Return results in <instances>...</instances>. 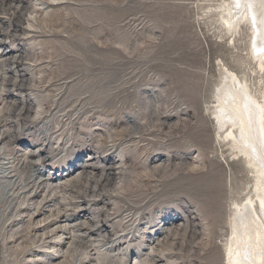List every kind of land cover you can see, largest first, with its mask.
<instances>
[{"label": "rangeland", "instance_id": "1", "mask_svg": "<svg viewBox=\"0 0 264 264\" xmlns=\"http://www.w3.org/2000/svg\"><path fill=\"white\" fill-rule=\"evenodd\" d=\"M23 1L11 17L1 14L0 55L24 51L26 82L8 99L24 109L8 121L17 138L0 127V146L11 159L14 141L33 148L29 161L59 175L90 154L97 178L58 198L61 219L65 208L79 216L74 247L68 238L62 254L48 255L54 239L44 233L60 218L28 228V213L6 215L0 264H225L232 209L255 193V178L206 108L219 64L259 88L248 26L233 41L217 10L226 0ZM106 168L112 176L100 181ZM28 170L15 174L24 180Z\"/></svg>", "mask_w": 264, "mask_h": 264}, {"label": "bare ground", "instance_id": "2", "mask_svg": "<svg viewBox=\"0 0 264 264\" xmlns=\"http://www.w3.org/2000/svg\"><path fill=\"white\" fill-rule=\"evenodd\" d=\"M22 2L24 1L0 0V36L7 31L8 25V21L1 14H8L11 17ZM217 10L220 14L219 21L231 34L233 41L241 34L244 26H248L251 31L250 55L257 68L255 72L262 73L260 86L257 89L246 77L242 78L227 65L219 64L221 80L214 91L215 104L206 108L218 127V138L230 143L237 151L235 155L241 154L245 157L246 162L254 170L255 178V193L248 195L245 204L235 203L232 209L231 234L226 243L225 264H264V0H226ZM34 18H37V15ZM2 45L4 46L5 43ZM23 52L7 51V48H4V53L0 55V127L7 128L1 132V136H6L10 140L17 137L16 130H13L15 126L8 123L9 117L15 114L17 119H21L24 112L23 108L14 110L12 106L14 102L8 100L12 98L17 101L18 98L12 91L19 90V87L24 86L23 83L26 82L25 74L20 68ZM29 98L25 96V101L21 102L22 106L29 103ZM133 128L135 129L136 126L133 125ZM2 142L3 139L0 145ZM14 143L17 146L11 153L12 159L8 157L6 149L0 146V219L6 215L19 216L20 213H28L30 216V221L26 225H29L28 228L35 223L37 225L50 219L53 221L61 219L63 205L58 198L69 199L70 187H75L82 179L86 178L90 181L97 178V173L89 168L93 155L89 154L86 159L78 160V164H73V167L69 165L63 175L69 176L74 170H79L80 174L63 182L65 177L59 175L57 171L47 173L29 161V153L35 151L33 148L25 149L20 142L14 141ZM107 159L108 157L104 160L106 164H111L112 160L107 161ZM17 168L29 169L26 179L20 180L15 174ZM111 174V168H106L99 176L100 181L109 178ZM68 206L71 204H66V207ZM30 207H34V211H30ZM64 212L65 215L60 220L64 224L58 225L55 231L44 233L51 234L50 237L54 239L49 245L51 248L48 252L49 256L62 254L63 249L59 244L65 243L68 238L72 239L70 243L72 247L76 245L74 239L79 236L76 233L79 225L73 227L72 222L79 216L73 212L69 213L68 208H65ZM42 213L44 219L35 221V218ZM59 232L61 234H58ZM162 233L164 232L160 231L155 234ZM102 247L97 246V251L102 252ZM71 250L72 248L69 247L65 255ZM105 251L114 252L109 248ZM51 261L49 260L48 264Z\"/></svg>", "mask_w": 264, "mask_h": 264}]
</instances>
